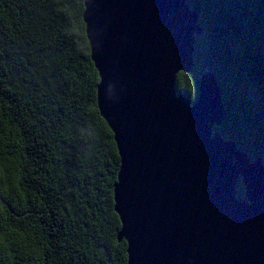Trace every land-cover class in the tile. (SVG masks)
Returning <instances> with one entry per match:
<instances>
[{"label":"trees","instance_id":"16d2710c","mask_svg":"<svg viewBox=\"0 0 264 264\" xmlns=\"http://www.w3.org/2000/svg\"><path fill=\"white\" fill-rule=\"evenodd\" d=\"M196 13L190 103L210 71L218 132L264 169V0H184ZM83 0H0V264H126L113 210L119 166L99 115ZM236 199L243 201L240 175Z\"/></svg>","mask_w":264,"mask_h":264},{"label":"water","instance_id":"95a60500","mask_svg":"<svg viewBox=\"0 0 264 264\" xmlns=\"http://www.w3.org/2000/svg\"><path fill=\"white\" fill-rule=\"evenodd\" d=\"M82 20L119 157L112 202L126 264H264L260 157L211 130L223 106L210 71L193 103L174 89L193 66L196 13L184 0H83Z\"/></svg>","mask_w":264,"mask_h":264}]
</instances>
